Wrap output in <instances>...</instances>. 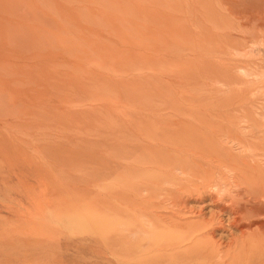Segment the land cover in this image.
<instances>
[{
    "label": "rangeland",
    "instance_id": "374dc122",
    "mask_svg": "<svg viewBox=\"0 0 264 264\" xmlns=\"http://www.w3.org/2000/svg\"><path fill=\"white\" fill-rule=\"evenodd\" d=\"M263 190L264 0H0V264H264Z\"/></svg>",
    "mask_w": 264,
    "mask_h": 264
},
{
    "label": "bare ground",
    "instance_id": "6f19581e",
    "mask_svg": "<svg viewBox=\"0 0 264 264\" xmlns=\"http://www.w3.org/2000/svg\"><path fill=\"white\" fill-rule=\"evenodd\" d=\"M244 169V168H243ZM235 180V179H234ZM248 183V182H247ZM264 191V190H263ZM244 195V194H243ZM248 195H250V194H248ZM247 197V196H246ZM250 197H252V195L250 196ZM241 199V198H240ZM247 199V198H246ZM241 204H244L243 202L241 203ZM238 205H240V204H238ZM237 205V206H238ZM241 206V205H240ZM242 206H245L246 207V209H248V211H250L251 212V214H252V212L254 213L253 215H255L256 214V216L258 217V224L260 225V223H261V227H259L260 229H262L263 231H264V194H262L261 193V195H258V196H256L255 198H253L252 200H247V203H245V205H242ZM235 208H237V207H235ZM243 209V208H242ZM245 209V208H244ZM235 210H237V209H235ZM238 212L239 211H241V209L239 208L238 210H237ZM245 211H247V210H245ZM244 211V212H245ZM248 215V214H247ZM253 215H251V216H253ZM245 216H246V214H245ZM249 217V216H248ZM251 218V217H250ZM243 219V218H242ZM252 219V218H251ZM248 220V224H247V226L250 228L251 226H254V222L252 221V220ZM256 220V219H255ZM241 222V221H240ZM256 222V223H257ZM260 222V223H259ZM244 224V223H243ZM246 224V223H245ZM258 225V226H259ZM242 227V226H241ZM255 227H256V225H255ZM255 227H254V229H255ZM247 229V228H246ZM253 229V230H254ZM262 231V232H263ZM242 232V231H241ZM244 233V232H243ZM248 233V232H247ZM242 234V233H241ZM245 235V234H244ZM246 239V238H245ZM257 254H259V253H257ZM220 256V255H219ZM219 258V257H218ZM220 259H221V257H220ZM201 260H203V259H201ZM196 262V261H195ZM191 264V263H190Z\"/></svg>",
    "mask_w": 264,
    "mask_h": 264
}]
</instances>
